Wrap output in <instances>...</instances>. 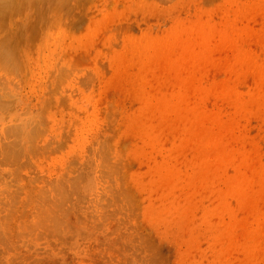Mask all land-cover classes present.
Wrapping results in <instances>:
<instances>
[{
	"label": "rangeland",
	"instance_id": "rangeland-1",
	"mask_svg": "<svg viewBox=\"0 0 264 264\" xmlns=\"http://www.w3.org/2000/svg\"><path fill=\"white\" fill-rule=\"evenodd\" d=\"M12 1L0 264H264V0Z\"/></svg>",
	"mask_w": 264,
	"mask_h": 264
},
{
	"label": "bare ground",
	"instance_id": "bare-ground-1",
	"mask_svg": "<svg viewBox=\"0 0 264 264\" xmlns=\"http://www.w3.org/2000/svg\"><path fill=\"white\" fill-rule=\"evenodd\" d=\"M24 1V0H23ZM13 3V1L11 2V0H0V12L3 11L5 12L7 9H9L10 4ZM41 3V2H40ZM14 4V3H13ZM12 4V6H13ZM19 6V5H18ZM41 7V6H40ZM12 8V7H11ZM15 8V7H14ZM10 10V9H9ZM9 10H7L9 12ZM14 10V9H13ZM12 10H10L11 12ZM17 11V10H16ZM6 13V12H5ZM12 13V12H11ZM15 13V12H14ZM41 13V12H40ZM1 14L3 15V13H0V18H2ZM6 15V14H5ZM36 17V16H35ZM9 19V17H8ZM5 24V23H4ZM2 257V256H1Z\"/></svg>",
	"mask_w": 264,
	"mask_h": 264
}]
</instances>
